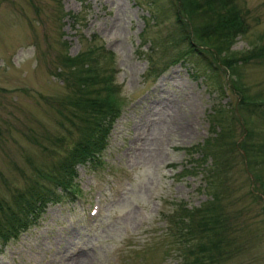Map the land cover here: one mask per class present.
Masks as SVG:
<instances>
[{
	"label": "rangeland",
	"instance_id": "374dc122",
	"mask_svg": "<svg viewBox=\"0 0 264 264\" xmlns=\"http://www.w3.org/2000/svg\"><path fill=\"white\" fill-rule=\"evenodd\" d=\"M145 1L0 0L1 224L17 193L46 184L42 172L85 135L63 117L64 53L99 55L118 109L101 155L76 165L73 191L0 240V264H73L80 255L83 264H184L175 246L164 248L176 204L208 199L199 170H182L192 164L185 149L196 146L195 159L201 144L206 168L219 161L226 176L230 244L213 264H264V0H236L244 24L230 44L213 36L199 45L223 48L205 49L214 72L206 59L194 72L188 61L168 62L179 51L169 37L175 20L157 7L166 0H154L155 19Z\"/></svg>",
	"mask_w": 264,
	"mask_h": 264
},
{
	"label": "trees",
	"instance_id": "16d2710c",
	"mask_svg": "<svg viewBox=\"0 0 264 264\" xmlns=\"http://www.w3.org/2000/svg\"><path fill=\"white\" fill-rule=\"evenodd\" d=\"M145 5L150 10H147L149 16L158 18L155 1L149 0ZM157 7L160 10L166 8L167 12L171 10L175 20V27L172 29L175 35L171 34L169 37L179 51L168 62L188 61L194 67H191L193 72L196 68L203 69L202 59H206V50L219 55L223 49L221 46L210 49L199 47L205 43L204 40L215 36L230 44L231 39L242 32L244 24L238 13L236 0H166L161 1ZM98 56L96 52L93 56V49L88 47L73 56L63 54L60 60L63 66L61 77L69 91L71 89V93L65 95L61 103L68 111V115L63 117L68 120L70 128L85 130V135L75 142L69 155L63 157L56 168L50 172H42V176L46 177V184L35 182L28 185L25 191L17 193V209H8L6 223H0L1 242L17 238L38 220L48 204L59 202L62 193L72 192L76 165L94 162L104 150L108 131L118 109L112 97L111 86L97 65ZM206 61L208 65L204 66L205 69L214 72V66L211 68L210 61ZM218 61L225 68L230 66L228 61L217 58L216 62ZM214 79L217 90H222L223 86L218 83L217 78ZM100 82L103 83L101 87ZM240 102H244L243 97ZM199 147L203 148V152L199 149V156L195 159L190 156L198 152L195 150L196 146L185 149L188 155L186 161L192 164H184L182 170L186 174H192L195 168L199 170L208 199L194 209L186 207L185 203L176 204L171 213L174 215L172 222H168L167 234L170 241L165 243L168 246L164 248L169 251L175 246V250L181 253L180 258L184 264H213L219 255H225L226 247L230 244L226 235V212L221 204L222 193L227 187L224 184L226 176L225 170L218 168L219 165H224L215 161L212 169L206 168L207 164L202 159L210 155L209 147L203 144ZM242 149L243 154L245 149ZM187 165L189 166L186 167Z\"/></svg>",
	"mask_w": 264,
	"mask_h": 264
},
{
	"label": "bare ground",
	"instance_id": "6f19581e",
	"mask_svg": "<svg viewBox=\"0 0 264 264\" xmlns=\"http://www.w3.org/2000/svg\"><path fill=\"white\" fill-rule=\"evenodd\" d=\"M190 108V107H189ZM186 109V108H185ZM182 111V110H181ZM189 112V111H188ZM184 113V112H183ZM190 113H191V111H190ZM80 252H83L82 250H80ZM79 255V253L76 255V256H78ZM74 256V255H73ZM76 256L74 257L75 259H76ZM79 257H82L81 255L80 256H78V258L76 259V261L73 263V264H83L82 263V261H81V259L79 260ZM83 258V257H82Z\"/></svg>",
	"mask_w": 264,
	"mask_h": 264
}]
</instances>
